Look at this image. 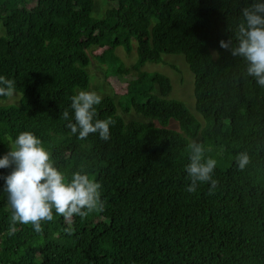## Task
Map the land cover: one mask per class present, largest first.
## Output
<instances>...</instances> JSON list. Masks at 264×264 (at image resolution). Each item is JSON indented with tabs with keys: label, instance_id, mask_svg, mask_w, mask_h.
Here are the masks:
<instances>
[{
	"label": "trees",
	"instance_id": "trees-1",
	"mask_svg": "<svg viewBox=\"0 0 264 264\" xmlns=\"http://www.w3.org/2000/svg\"><path fill=\"white\" fill-rule=\"evenodd\" d=\"M101 2L105 12L99 0H0V75L18 93L0 96V158L30 131L69 180L83 171L99 182L105 205L69 221L53 210L40 233L17 223L10 235L12 169H0V264H264V87L220 47L253 0ZM133 40L141 58L129 71L116 50L132 52ZM90 51L108 78L133 75L118 100L98 94L96 119L114 121L107 141L79 140L60 118L67 110L75 122L71 97L91 86ZM162 55L184 57L201 119L170 98L169 77L142 70ZM192 141L217 161L218 184L195 193L186 191ZM241 152L251 158L244 170Z\"/></svg>",
	"mask_w": 264,
	"mask_h": 264
},
{
	"label": "clouds",
	"instance_id": "clouds-1",
	"mask_svg": "<svg viewBox=\"0 0 264 264\" xmlns=\"http://www.w3.org/2000/svg\"><path fill=\"white\" fill-rule=\"evenodd\" d=\"M241 21L229 40H221L220 47L230 51L233 57H241L247 63V75L255 78L257 84L264 87V0L253 2L241 9ZM230 30L233 31L231 28ZM218 55V53L216 54ZM15 94V82L0 75V96L12 97ZM74 120L64 110L61 119L68 121L67 127L79 140H85L90 134H99L101 140L110 139L111 117L96 119V107L102 97L95 92L79 91L71 97ZM190 163L186 171L191 180L186 191L195 193L199 183H211L214 188L218 181L213 172L217 161L205 159V147L192 141L188 144ZM239 170H244L251 158L247 152L236 157ZM11 168L6 177L4 192L10 205V232H16L17 223L31 225L40 233L42 222H51L54 212L66 221L74 214L85 218L94 211H103L101 199L102 185L83 171L72 174L69 180L51 160V154L43 147L42 141L30 131L21 132L11 143L10 151L0 158V169ZM211 191V189H210Z\"/></svg>",
	"mask_w": 264,
	"mask_h": 264
},
{
	"label": "rangeland",
	"instance_id": "rangeland-1",
	"mask_svg": "<svg viewBox=\"0 0 264 264\" xmlns=\"http://www.w3.org/2000/svg\"><path fill=\"white\" fill-rule=\"evenodd\" d=\"M99 3L102 7L103 12L109 8V4L104 2ZM112 6V4H110ZM3 34V28L0 23V36ZM135 41H132V47L134 49L132 52L127 53L123 47H120L116 50V55L119 59L123 61V64L129 71H133L134 66L140 60L141 56L136 49ZM104 51L98 50L96 53L102 54ZM91 64L88 68V72L91 76V86L88 91L95 92L97 94L102 95H113L116 97V100L119 99L125 90H126V83L130 79L133 78V75H124L121 78L107 77V65H102L98 62L95 55L91 53ZM162 61L159 63H148L145 62L143 64L142 70L145 72H159L167 77H169L173 84V91L171 93L170 98L181 101L185 103L190 110L191 114L196 117L200 118V115L195 110V95H194V74L191 72L188 64L186 63L184 57L182 55H162ZM102 87V88H101ZM15 94H18L15 92ZM20 95V94H19ZM18 98L17 95L12 96L11 101H14ZM8 99H2L1 102H5ZM120 113L123 115L126 121H132L135 119H139L138 116L135 114L127 115L122 112L121 109ZM141 120H144L141 118Z\"/></svg>",
	"mask_w": 264,
	"mask_h": 264
}]
</instances>
